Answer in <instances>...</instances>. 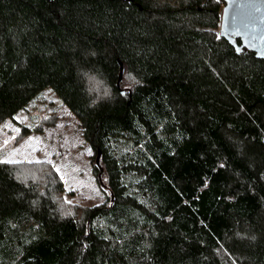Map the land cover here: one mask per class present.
I'll list each match as a JSON object with an SVG mask.
<instances>
[{
	"label": "trees",
	"instance_id": "trees-1",
	"mask_svg": "<svg viewBox=\"0 0 264 264\" xmlns=\"http://www.w3.org/2000/svg\"><path fill=\"white\" fill-rule=\"evenodd\" d=\"M223 4L0 0V264H264V60L218 34ZM45 87L101 204L64 199L53 165L1 160Z\"/></svg>",
	"mask_w": 264,
	"mask_h": 264
},
{
	"label": "rangeland",
	"instance_id": "rangeland-1",
	"mask_svg": "<svg viewBox=\"0 0 264 264\" xmlns=\"http://www.w3.org/2000/svg\"><path fill=\"white\" fill-rule=\"evenodd\" d=\"M15 118L18 124L27 125L34 131L20 139L15 137L17 133H12L3 140L2 161H43L53 165L66 191L64 199L86 206L104 202L106 197L93 174V151L81 135L79 121L50 87L35 94L29 106ZM12 125L7 123V126ZM69 192L74 193L73 196Z\"/></svg>",
	"mask_w": 264,
	"mask_h": 264
},
{
	"label": "water",
	"instance_id": "water-1",
	"mask_svg": "<svg viewBox=\"0 0 264 264\" xmlns=\"http://www.w3.org/2000/svg\"><path fill=\"white\" fill-rule=\"evenodd\" d=\"M223 1L218 34L231 43L237 51L246 48L253 51L256 58L264 60V0ZM121 63L118 60V88L124 71V65ZM123 89L119 92L123 93ZM98 159L99 154L94 160L97 165Z\"/></svg>",
	"mask_w": 264,
	"mask_h": 264
},
{
	"label": "clouds",
	"instance_id": "clouds-1",
	"mask_svg": "<svg viewBox=\"0 0 264 264\" xmlns=\"http://www.w3.org/2000/svg\"><path fill=\"white\" fill-rule=\"evenodd\" d=\"M253 241L256 239L255 237H252Z\"/></svg>",
	"mask_w": 264,
	"mask_h": 264
}]
</instances>
